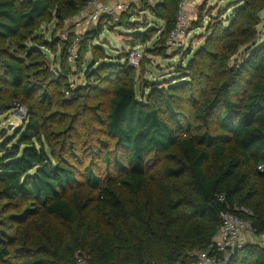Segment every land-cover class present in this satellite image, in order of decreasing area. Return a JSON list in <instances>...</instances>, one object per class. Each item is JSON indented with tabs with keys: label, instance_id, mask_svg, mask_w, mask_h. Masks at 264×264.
Returning <instances> with one entry per match:
<instances>
[{
	"label": "trees",
	"instance_id": "1",
	"mask_svg": "<svg viewBox=\"0 0 264 264\" xmlns=\"http://www.w3.org/2000/svg\"><path fill=\"white\" fill-rule=\"evenodd\" d=\"M90 1L0 0L1 82L9 89L0 93V115L19 105L27 111L25 125L0 141V264H76L77 251L90 264H193L202 251L222 264H264V244L249 241L227 258L214 245L224 211L249 221L264 240V0H235L226 22L212 23L206 43L189 49L183 81L137 88L126 57L98 58L90 66L98 64V83L80 92L66 68L76 32L61 51L59 76L41 48L55 52L60 41L40 30L77 17ZM180 1H142L164 22L151 52L167 48ZM118 16L128 36L153 37L148 23L131 20V9ZM103 17L81 35L77 60L102 49L92 43L106 26ZM112 78L106 115L95 117L103 137L78 168L69 129L43 126L65 115L54 108L62 97H94ZM188 88L197 96L191 116L172 102ZM38 102L51 110L39 113Z\"/></svg>",
	"mask_w": 264,
	"mask_h": 264
},
{
	"label": "rangeland",
	"instance_id": "2",
	"mask_svg": "<svg viewBox=\"0 0 264 264\" xmlns=\"http://www.w3.org/2000/svg\"><path fill=\"white\" fill-rule=\"evenodd\" d=\"M234 1L235 0H220L212 7L208 8L207 6H204L198 14L193 16V20H191V25L189 26L187 33L184 37L178 40V44H167V48L156 53L151 52L149 49H156L153 44L159 39L163 31L162 29L164 28V22L157 19L152 14L150 10L151 8L146 3L141 4V6L139 5L140 8L137 6L131 7L130 3L129 5H126V8L133 11L135 17L131 19L132 21H138L141 25L148 23L153 27V37L147 40L135 39L128 36V33H131V31L127 30L124 26L115 23L119 19V16L116 14L110 16L111 21L108 22H106V19H109V17L107 18L103 15L104 17L102 18V21L103 23L106 22V26H104L103 31L92 43V45L99 46L102 49L94 52L92 51V48H90L80 60L66 63V68L69 72L68 79L73 87L81 89L80 92H84L85 89L91 91L94 86L90 87L93 85L91 84L89 87H85L87 82L98 83L96 76L100 74L97 72L98 64L90 69L94 60L100 58L98 63L102 61L107 63H116V61H120L121 63H124L125 60L122 59V57H126L127 62L130 65L128 60L129 53L136 47H139L143 54L142 62L138 67L132 66L135 69L134 74L137 88L145 82H158L160 87H168V84L170 83L176 84L181 82L183 81L181 78L186 75L185 72L181 71V67H184L188 60L193 57L192 53L188 55L189 49L194 52L197 48L206 43L209 36L208 29L212 23L217 21L226 22V19H228L229 14L232 11L230 5L234 4ZM88 14V11L82 13L83 17H87ZM83 17L79 14L77 17L63 23H60L58 20H53L52 22L43 24L40 30V33L44 35L46 39L50 40L51 36L55 34L57 40L60 41L55 52L44 47L41 48L50 63V71L55 75H61L60 71L57 69L60 67L61 51L63 47L66 46V42H69L71 33L75 31L76 26L83 25V22L86 20V18ZM99 23L100 20L96 23L89 22L88 25L86 24V27H88L86 30L92 29L95 26L98 27ZM196 23H200L201 26L194 28ZM259 29L260 34L264 36V10L261 13V24L259 25ZM140 30L145 31L142 28ZM81 31L84 32L82 29ZM87 71H90L88 76L86 75ZM95 71L98 74L92 76ZM4 78L5 74L0 60L1 94H4V92L9 90L1 82ZM100 84L102 85V90H97L96 92L98 93L95 94L94 97H81L76 102H74V99L62 97V101L59 104L55 103L54 108L61 107L62 111L65 112V115L59 118L48 119L43 126L45 129L51 131H54L55 129L66 131L69 129L68 132L65 133V138L68 141L74 142L77 146L75 157L72 160L78 168L86 166L90 162L91 154L89 149L98 146L99 139L103 137L99 128L102 124L97 122L95 117H99L100 119L105 117L106 111L109 107V87L114 84V79L112 78L109 82L101 81ZM49 89L54 90V85L49 86ZM196 97V93L193 94L188 88V90L183 92H176V95L172 98V102L179 111L190 114L191 116V112L197 105ZM94 106L96 107L95 109H93ZM37 109L41 114H46L51 110L42 102L37 103ZM76 111L77 115L75 118L71 119V116L75 114ZM26 118L27 111L25 107L21 105L15 106L13 109L0 115V141L3 139V134L13 135L14 133H17V131L25 125ZM69 125H71L70 128H68ZM52 139L56 140V134L52 135ZM93 168L98 173L104 171V166L98 159H94ZM252 239L254 242L264 244V240L260 236L254 235Z\"/></svg>",
	"mask_w": 264,
	"mask_h": 264
},
{
	"label": "built area",
	"instance_id": "3",
	"mask_svg": "<svg viewBox=\"0 0 264 264\" xmlns=\"http://www.w3.org/2000/svg\"><path fill=\"white\" fill-rule=\"evenodd\" d=\"M154 5L157 0H149ZM188 0H181L179 3V12L176 20L175 27L170 31L167 44H178V40L185 36L191 20L184 11V7ZM125 3H116L114 5L107 4L103 0H92L86 7H91L89 22L96 23L100 20L103 15L112 16L116 10H126ZM86 9V8H85ZM70 20V19H69ZM86 30L81 26H78L75 30V39L68 47V60L75 62L79 58L80 52V38L84 33L81 31ZM143 59V54L139 47H136L129 53V63L131 66L138 67ZM259 169L264 170V165H259ZM222 224L219 228L217 235L214 238V245L218 250L225 253L227 258L230 251L233 249H240L245 243L253 241V229L251 223L246 219L236 215L235 213L224 211L221 214ZM76 264H90L88 256L82 252L77 251L75 254ZM198 259L193 264H222L221 261L217 260L214 256H210L207 252L202 251L197 255ZM180 264V263H174Z\"/></svg>",
	"mask_w": 264,
	"mask_h": 264
},
{
	"label": "crops",
	"instance_id": "4",
	"mask_svg": "<svg viewBox=\"0 0 264 264\" xmlns=\"http://www.w3.org/2000/svg\"><path fill=\"white\" fill-rule=\"evenodd\" d=\"M103 1L105 3L111 4V5H114L116 3H125V4L129 5L131 3V5H133L134 7L137 6V7L140 8L141 4H143L142 1H144V0H103ZM219 1L220 0H188L187 4L184 7V11L188 15V17L190 18V20H193V16L196 15V14H198L200 12V10L202 8H204V6H207L208 8L209 7H212V6L216 5ZM148 2L150 3L149 0H148ZM141 10H143V9H141ZM85 11H88V13H89L87 15V17H83V15H82V13H84ZM90 11H91V7H89V8L86 7V9H84L81 12V14H80L83 18H86V20L84 21L85 24H84V22H83V25L81 24V27L84 26V28H86V29L88 28L86 26L89 23ZM122 12L123 11H121V10H116L115 13H114V15L116 14L118 16ZM77 27L78 26H76L75 30L77 29Z\"/></svg>",
	"mask_w": 264,
	"mask_h": 264
},
{
	"label": "water",
	"instance_id": "5",
	"mask_svg": "<svg viewBox=\"0 0 264 264\" xmlns=\"http://www.w3.org/2000/svg\"><path fill=\"white\" fill-rule=\"evenodd\" d=\"M235 252H237V249H236V248H235V249H233V251H232L231 255H232V254H234Z\"/></svg>",
	"mask_w": 264,
	"mask_h": 264
}]
</instances>
